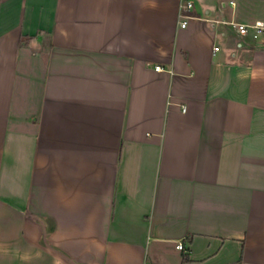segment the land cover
I'll return each mask as SVG.
<instances>
[{
  "label": "crops",
  "instance_id": "crops-1",
  "mask_svg": "<svg viewBox=\"0 0 264 264\" xmlns=\"http://www.w3.org/2000/svg\"><path fill=\"white\" fill-rule=\"evenodd\" d=\"M257 21L0 0V264H264V34L225 24Z\"/></svg>",
  "mask_w": 264,
  "mask_h": 264
},
{
  "label": "built area",
  "instance_id": "built-area-1",
  "mask_svg": "<svg viewBox=\"0 0 264 264\" xmlns=\"http://www.w3.org/2000/svg\"><path fill=\"white\" fill-rule=\"evenodd\" d=\"M186 9L193 10L194 9L193 3L188 2ZM225 24L232 26L242 36H247V35L251 34L254 39H258L260 36H262L264 34V22H261V21H257L251 25L239 24V23H235V22H225ZM184 26H185V24H183V27ZM216 50H218V48H216ZM157 69H160V68H157ZM177 248L179 250H184V245L182 243H179L177 245Z\"/></svg>",
  "mask_w": 264,
  "mask_h": 264
},
{
  "label": "trees",
  "instance_id": "trees-1",
  "mask_svg": "<svg viewBox=\"0 0 264 264\" xmlns=\"http://www.w3.org/2000/svg\"><path fill=\"white\" fill-rule=\"evenodd\" d=\"M187 259H188V257L186 256V257H185V260H187Z\"/></svg>",
  "mask_w": 264,
  "mask_h": 264
}]
</instances>
